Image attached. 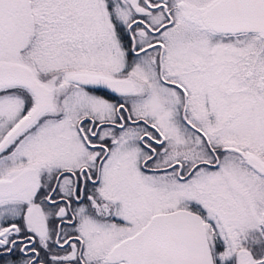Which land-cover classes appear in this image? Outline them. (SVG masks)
<instances>
[{
  "label": "snow or ice",
  "instance_id": "6c2138e0",
  "mask_svg": "<svg viewBox=\"0 0 264 264\" xmlns=\"http://www.w3.org/2000/svg\"><path fill=\"white\" fill-rule=\"evenodd\" d=\"M0 264H264V0H0Z\"/></svg>",
  "mask_w": 264,
  "mask_h": 264
}]
</instances>
